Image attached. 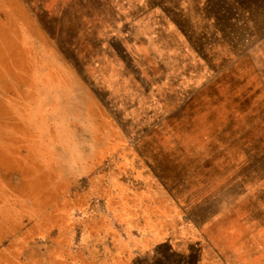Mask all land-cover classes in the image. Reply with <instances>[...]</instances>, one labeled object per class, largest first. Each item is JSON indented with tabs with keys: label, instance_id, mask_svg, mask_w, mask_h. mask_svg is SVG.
<instances>
[{
	"label": "rangeland",
	"instance_id": "1",
	"mask_svg": "<svg viewBox=\"0 0 264 264\" xmlns=\"http://www.w3.org/2000/svg\"><path fill=\"white\" fill-rule=\"evenodd\" d=\"M0 264H264V0H0Z\"/></svg>",
	"mask_w": 264,
	"mask_h": 264
}]
</instances>
